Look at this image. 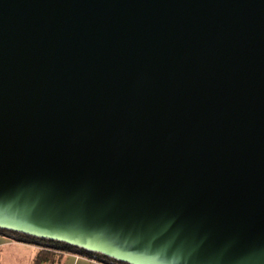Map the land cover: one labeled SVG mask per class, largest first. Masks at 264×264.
<instances>
[{
    "label": "water",
    "instance_id": "obj_1",
    "mask_svg": "<svg viewBox=\"0 0 264 264\" xmlns=\"http://www.w3.org/2000/svg\"><path fill=\"white\" fill-rule=\"evenodd\" d=\"M0 229L264 264V0H0Z\"/></svg>",
    "mask_w": 264,
    "mask_h": 264
},
{
    "label": "trees",
    "instance_id": "obj_2",
    "mask_svg": "<svg viewBox=\"0 0 264 264\" xmlns=\"http://www.w3.org/2000/svg\"><path fill=\"white\" fill-rule=\"evenodd\" d=\"M0 234L18 242L38 245L40 250L36 254L33 264H43L44 262H60L68 253H74L104 264H127L96 253L84 251L63 242L49 239H40L24 233L5 229H0Z\"/></svg>",
    "mask_w": 264,
    "mask_h": 264
},
{
    "label": "crops",
    "instance_id": "obj_3",
    "mask_svg": "<svg viewBox=\"0 0 264 264\" xmlns=\"http://www.w3.org/2000/svg\"><path fill=\"white\" fill-rule=\"evenodd\" d=\"M35 247V252L33 251V257L31 261H34V258L38 251L40 250V247L36 244H29L24 242H18L13 239H10L6 236H3L0 234V264H4L9 257L8 254H5V250L9 248H29V247ZM6 248V249H5ZM30 261V260H29ZM31 262V264H32ZM43 264H104L101 262H98L96 260H92L74 253H68L64 256V258L60 262H54V263H48L44 262Z\"/></svg>",
    "mask_w": 264,
    "mask_h": 264
},
{
    "label": "rangeland",
    "instance_id": "obj_4",
    "mask_svg": "<svg viewBox=\"0 0 264 264\" xmlns=\"http://www.w3.org/2000/svg\"><path fill=\"white\" fill-rule=\"evenodd\" d=\"M6 249V248H5ZM35 247L29 248H9L5 250L8 258L4 264H31ZM30 260V261H29ZM33 264V262H32Z\"/></svg>",
    "mask_w": 264,
    "mask_h": 264
}]
</instances>
